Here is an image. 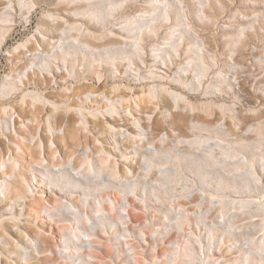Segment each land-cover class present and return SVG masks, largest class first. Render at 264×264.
<instances>
[{
  "label": "rangeland",
  "instance_id": "rangeland-1",
  "mask_svg": "<svg viewBox=\"0 0 264 264\" xmlns=\"http://www.w3.org/2000/svg\"><path fill=\"white\" fill-rule=\"evenodd\" d=\"M1 100V264H264V0H0Z\"/></svg>",
  "mask_w": 264,
  "mask_h": 264
},
{
  "label": "bare ground",
  "instance_id": "bare-ground-1",
  "mask_svg": "<svg viewBox=\"0 0 264 264\" xmlns=\"http://www.w3.org/2000/svg\"><path fill=\"white\" fill-rule=\"evenodd\" d=\"M105 83V82H104ZM91 93L93 95L96 94L97 95H101L102 97H106L104 94L102 93H96L94 90L91 91ZM14 99H12L11 101H13ZM21 100L23 103H25V105H29V106H33V110L31 111L32 114L36 115V113H38L41 109H42V106H40V102L39 101H32L31 103H29L24 96H21ZM10 100L8 101H5V100H1L0 101V113L1 114H7L8 113V109H7V106L9 105V102ZM43 102H44V105H48V106H51L52 110H51V113L50 115L54 118H58V115L60 114L59 112V109L57 106H55L54 104H51L49 101H47L46 99H43ZM43 105V106H44ZM16 111V110H15ZM24 112L26 111L25 108H22L20 107V111H16L18 115H21L20 112ZM1 120H0V124H1ZM15 123V122H14ZM4 127L6 129V121L4 122ZM19 127V126H18ZM32 127V125L29 123L27 124V128H30ZM13 130L14 132L11 133V131H9V134H8V137L10 139H8L9 141L8 142H11L13 143L17 149L20 151V152H24L25 149H29L31 150L33 146L39 148V153L40 154H43L44 153V150L46 149V146L44 144V142L42 141V138H40L41 140L38 141L37 143H33V145H30L26 142H21V141H14V135L19 133L20 132V128H16L15 125L13 126ZM0 134H5L4 132L0 133ZM181 135V133H179ZM53 135V133H52ZM182 136H177V138H180ZM166 138H160V141H164ZM177 143H179V146H181L182 150L185 151L186 149L183 148L184 145L188 148H190L189 150H192L194 152H198V153H203V151L206 149L200 145H197V141L195 139H184V138H181L179 141H177ZM4 145H5V140H3L0 136V184H2V182H7L8 180H11V182L15 185H17L16 187V192L15 195H14V200L13 202L15 203H18V202H24V199H25V196L30 194L31 192V186L27 185V190H25L24 193H21L19 192V190L22 188V184H24V175L26 174V170L28 171H32L34 168V165H31V167H29L28 169L26 167L30 166V164L28 163L27 165L24 164L23 161H21L20 159V155L16 152L15 149H13L12 147H10L9 145L6 146L7 148V151H8V156L5 157L4 156ZM52 145V144H51ZM48 148H50V145L47 146ZM154 146H151L150 147V150L151 151H155L157 148H155V150L153 149ZM210 147V146H209ZM209 149V148H208ZM50 150L53 152V153H56L55 151V148L54 149H51ZM84 153L86 152L83 151ZM36 154V151L34 152H31V155H35ZM38 164H43L44 161L43 159H41L40 161H37ZM61 169H64L63 173L61 174H64L65 176H67L66 178H69L70 181L74 180L73 178H76V177H79L80 176V169L77 168V166L75 165V159L74 158H69L67 160V163H66V166H60L57 168V170H61ZM61 175H59L60 177ZM3 177V178H2ZM34 179V177H33ZM32 184H35L37 186H40L42 188H45V189H48L49 188V191L52 192V194H54L58 201L57 202V205L58 207H46L45 208V211L47 212V215L49 217L53 216L54 214H67L69 216H73L76 218V221L78 222L80 220V217L78 215V212H76V210H73L72 207H70V205H66V198H63L62 196H59L58 194L60 195H63L65 193H68L70 191V184H64V185H58L56 184L55 182H53L52 180H46L45 181H37V179L35 180H31ZM1 192L3 194V197H5V192L3 190V188L1 187ZM11 203V202H10ZM5 233L7 235H12L13 233H23L27 236L28 239L29 236L27 234V230H21V229H18L17 231H14L12 229H9V228H5L4 229ZM37 233H39L40 231H36ZM76 236V231L74 230L73 232ZM1 264V262H0Z\"/></svg>",
  "mask_w": 264,
  "mask_h": 264
},
{
  "label": "clouds",
  "instance_id": "clouds-1",
  "mask_svg": "<svg viewBox=\"0 0 264 264\" xmlns=\"http://www.w3.org/2000/svg\"><path fill=\"white\" fill-rule=\"evenodd\" d=\"M44 207L46 208V207H48V205H44Z\"/></svg>",
  "mask_w": 264,
  "mask_h": 264
}]
</instances>
